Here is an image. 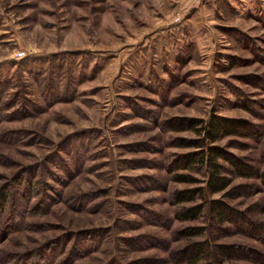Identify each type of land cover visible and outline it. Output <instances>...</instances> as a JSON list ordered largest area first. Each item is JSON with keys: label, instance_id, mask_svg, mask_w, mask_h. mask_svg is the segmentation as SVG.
I'll use <instances>...</instances> for the list:
<instances>
[{"label": "rangeland", "instance_id": "obj_1", "mask_svg": "<svg viewBox=\"0 0 264 264\" xmlns=\"http://www.w3.org/2000/svg\"><path fill=\"white\" fill-rule=\"evenodd\" d=\"M211 116L257 175L176 205ZM262 172L264 0H0V264H264Z\"/></svg>", "mask_w": 264, "mask_h": 264}, {"label": "trees", "instance_id": "obj_2", "mask_svg": "<svg viewBox=\"0 0 264 264\" xmlns=\"http://www.w3.org/2000/svg\"><path fill=\"white\" fill-rule=\"evenodd\" d=\"M188 127L190 128L191 125H188ZM197 132L203 134L204 138L202 141L200 140L194 142V148L198 149L197 152L192 154H187L181 157L182 162L185 165L184 166L185 168H180V169L186 170L194 163L205 165L208 168L206 184L203 187L174 192L173 201L176 205L194 203L197 199L202 198L207 194L214 195L224 191L226 187L229 185L230 181L220 172L221 166L219 164V161L221 160L228 163L236 172V174L239 175L240 177L254 178L257 175V173L252 168H250L246 164H243L241 161L232 158L222 149L215 146H209L218 142L224 137L236 136L242 134H245L246 136L249 135L247 133V127L245 123L241 121H233V120L218 118L216 116H211L206 126L204 128H201V130ZM258 178L262 183H264V172L258 175ZM174 180L178 183H195L194 180L192 179L187 181V177L183 175L174 176ZM4 198L5 196L0 197V208L4 206V202H5ZM215 209L218 210L217 215L219 216L220 220L222 218L224 219V217H226L227 213L229 212L228 208L222 204H218L215 207ZM202 212H203V207L197 205L194 207L184 209L181 212L179 218L182 221H195L201 216ZM231 220L234 223L237 222L234 216H231ZM253 228L255 230H258L261 228V226L257 225L258 229L254 226ZM182 234L184 236L193 237V236H198L200 233L197 232L195 229H189L187 231L182 232ZM203 246H204L203 244L198 243L195 244L194 247H192L193 249L191 248L188 249V252L191 250L194 251V253H191L193 257H190L194 261L190 260L188 264L198 263L195 260V257L197 256V253L200 250L202 251ZM218 251H219V256L229 257V252H230L229 249L220 247L218 248Z\"/></svg>", "mask_w": 264, "mask_h": 264}]
</instances>
